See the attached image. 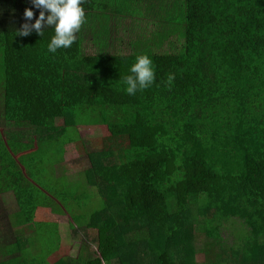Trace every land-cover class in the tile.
<instances>
[{
    "label": "trees",
    "instance_id": "obj_1",
    "mask_svg": "<svg viewBox=\"0 0 264 264\" xmlns=\"http://www.w3.org/2000/svg\"><path fill=\"white\" fill-rule=\"evenodd\" d=\"M160 2L177 14L175 37H157L158 21L133 53L110 54L116 20L166 14ZM160 2L86 0L76 42L52 54L53 29L17 35L29 0H0V202L17 208L1 209L16 233L0 264H264V0ZM89 33L105 39L94 55ZM165 42L171 52H155ZM141 55L155 79L128 95ZM71 144L87 153L81 180L56 173ZM43 208L82 235L76 257L56 223L35 221ZM191 243L202 262H189Z\"/></svg>",
    "mask_w": 264,
    "mask_h": 264
},
{
    "label": "rangeland",
    "instance_id": "obj_2",
    "mask_svg": "<svg viewBox=\"0 0 264 264\" xmlns=\"http://www.w3.org/2000/svg\"><path fill=\"white\" fill-rule=\"evenodd\" d=\"M158 1L160 2V0ZM158 4H161L160 6H162V8L166 4L167 9H170V10L166 14L162 10H158L157 15L153 17L152 19L146 17L145 12L147 11L144 10V12L140 13L134 19V21L130 17H126L124 19L125 21L116 20L117 25L114 28H116L118 32L117 34H115V37L112 35V40L111 39L109 40L110 42L108 43V47H107L108 52L114 55H129L133 53V48L130 46H126V44L129 42L136 43L137 40H144L143 38H149L150 35L155 31V25H157L158 21L162 23L158 24V26L160 25L159 26L160 31H158L159 34L157 35V37H160L163 34H166V35L171 34L170 36L174 38L176 34H173V33H175L174 29L176 28V24L178 22L177 14L175 13L173 9H171V4H167L165 2L163 3L160 2ZM169 17H172L171 20L175 19V21L171 22L169 20ZM95 24L97 25V21L95 20V17L93 18L90 17L89 18V28L92 30L95 29L96 28ZM99 32H103V31L99 29ZM88 36H87V42L84 43L85 53L88 55L97 54L100 49V46L103 45L101 43L104 42L105 39L102 38L101 40L100 39L101 37H99L101 42L96 41L97 42L96 44L93 38L90 39L91 38L90 33ZM181 41H182L181 39L179 40L176 37V42L174 46H176V48L183 46V42ZM165 43L164 44L162 43L160 49L157 48L155 52H161V51L166 52V53L171 52L172 49L170 48L171 46L168 45L169 42H165ZM0 102H1V96H0ZM0 125H3L1 120H0ZM79 133H80V137L82 138L81 140L87 143L89 142L90 139H94L100 136L99 131L80 130ZM77 145L71 144V145L66 146L65 153L63 154L61 163L56 165V173L58 175L65 173L68 176V178H70L71 180L73 179L81 180L82 179L83 172L88 169L89 163H88L86 151L83 149L81 145H78V146ZM87 146H88L89 151L94 150L90 148V144H88ZM96 149L99 150L98 148ZM89 191L93 199H96L97 198L96 191L92 188ZM97 203L98 201L96 202V204ZM96 204L93 205L94 208L96 207ZM91 208L92 207H90L89 209ZM1 209L5 211V214H12L17 210L12 196L5 195L3 197L2 203L0 202V242H1L0 245L3 246L6 243L13 242V240L15 239L14 234L16 233V231H15V228H11V226H8L6 224L7 220L5 218L7 215L5 214L3 215V212H1ZM80 214H81V211H80ZM82 214H83V211H82ZM35 221L41 222V223L42 222L56 223L58 225V233H59L60 238L65 241L66 245H69L71 247L69 255L72 257H76L79 247H80L79 238L81 239L82 235H79L78 239L73 238L72 232L69 228V222H68L67 217H59L57 215H53L50 212V210L43 208L37 211ZM4 230H6V233H3ZM229 230L228 229L224 230L225 240H228L229 243H232L234 234L232 232V228ZM95 236H96L95 232H90L88 238L94 239ZM2 239L4 240L1 241ZM22 244L25 247L26 241H23ZM42 247L45 248V245L43 244V242H42ZM201 247H202L201 245H192V243L191 245H189V247H187L188 251L190 250L194 251L190 253L189 262L190 261L194 262V259L198 260V262H202L204 260L205 256L200 253L198 254L199 249H201ZM139 254L144 255L143 252ZM195 254L196 256L194 257Z\"/></svg>",
    "mask_w": 264,
    "mask_h": 264
},
{
    "label": "clouds",
    "instance_id": "obj_3",
    "mask_svg": "<svg viewBox=\"0 0 264 264\" xmlns=\"http://www.w3.org/2000/svg\"><path fill=\"white\" fill-rule=\"evenodd\" d=\"M29 2L31 8L24 10L23 18L26 22L17 32L19 37H29L33 33L44 37L46 29H53L54 35L47 46L48 52L52 54L59 49H68L76 42L77 34L86 23L83 7L86 0H29ZM33 9L38 11V16ZM130 73L123 80V84L126 85L124 90L128 95H134L137 91L150 87L155 79L151 58L147 55L138 56L130 68Z\"/></svg>",
    "mask_w": 264,
    "mask_h": 264
},
{
    "label": "crops",
    "instance_id": "obj_4",
    "mask_svg": "<svg viewBox=\"0 0 264 264\" xmlns=\"http://www.w3.org/2000/svg\"><path fill=\"white\" fill-rule=\"evenodd\" d=\"M126 46H129V43H127Z\"/></svg>",
    "mask_w": 264,
    "mask_h": 264
}]
</instances>
